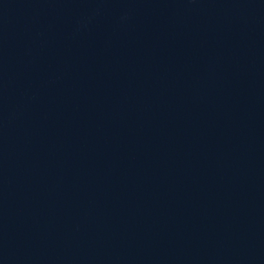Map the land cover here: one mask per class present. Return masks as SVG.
<instances>
[{"label": "water", "instance_id": "1", "mask_svg": "<svg viewBox=\"0 0 264 264\" xmlns=\"http://www.w3.org/2000/svg\"><path fill=\"white\" fill-rule=\"evenodd\" d=\"M0 264H264V0H0Z\"/></svg>", "mask_w": 264, "mask_h": 264}]
</instances>
